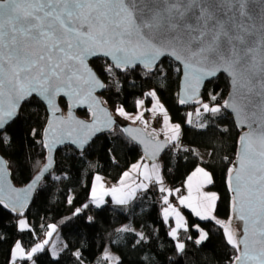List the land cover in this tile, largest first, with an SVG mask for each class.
Masks as SVG:
<instances>
[{
    "label": "snow or ice",
    "instance_id": "snow-or-ice-1",
    "mask_svg": "<svg viewBox=\"0 0 264 264\" xmlns=\"http://www.w3.org/2000/svg\"><path fill=\"white\" fill-rule=\"evenodd\" d=\"M93 56L103 57V64L97 68L88 66L86 61ZM163 57H170L183 68H165ZM137 65L148 73L149 78L161 80H166L171 71H183L189 95L182 97L179 103L192 100L199 105L195 111L201 117L196 125L200 129L215 126L219 131L227 132V127L219 128V124L229 113L239 121L238 126L247 125L250 129L239 137L236 159L225 157L230 165L226 184L231 193L227 221L216 215L217 193L201 192L205 184L213 182L212 174L204 166L198 164L188 176L189 195L176 198L199 220L214 222L220 227L226 245L235 250V255L227 257L228 264H248L249 261L264 264V0H0V147L11 142L8 128L24 104L43 106L50 117L43 134L32 130L33 136L41 137L37 143L47 150L48 162L24 189L5 187L0 181V206L17 214L18 230L33 231L25 212L31 193L51 168L53 147L69 139L83 150L96 133L113 131L117 121L112 112L103 107L109 101L95 93L110 88L118 93L119 74L135 73ZM219 73L228 77L226 97L219 91L201 95L204 81L216 78ZM146 95L156 98L158 107L163 110L156 89ZM58 97L69 98L70 114L74 104H87L90 122L76 121L78 129L62 126L66 122L57 115L61 112ZM143 103V100L136 101L137 106ZM113 111L120 117L130 118L131 115L122 104H113ZM188 115L191 117L192 114ZM142 116V113L138 114L133 122L141 120ZM257 118L262 124L259 130L252 129L249 122H255ZM144 123L147 125V121ZM186 123L192 124L191 119ZM164 124H169L166 111ZM171 130L173 134L166 135L163 145L159 146L161 150L171 147L192 151L180 143L181 125L172 124ZM123 131L131 135L134 130L124 128ZM49 135L50 140L47 139ZM255 139L261 146L258 152L254 148ZM143 167L144 180L154 183L164 194L162 201L167 205L164 221L169 219V210L175 214V226L168 232L175 252L184 254L187 241L196 247L204 244L209 239V233L205 231L207 225L195 224L192 228L197 236L181 238V230L184 233L189 230L188 223L169 203V197L179 193L180 189L164 187L161 174L153 177L147 171L149 165L145 163ZM132 168L139 169L140 164H134ZM5 169L6 161L0 158V174H4ZM151 169L155 172L157 165L153 163ZM197 175L202 178V183L197 185L200 195L193 204L191 182ZM123 176L128 177L129 172H124ZM55 178L60 179L59 176ZM100 179L96 177V180ZM148 187L149 184L143 182L137 185L143 190ZM108 191L119 205L127 204L136 195V189L121 197L116 196V187ZM90 198L97 206L104 203L97 197L95 187ZM68 202H72L71 198ZM83 207L87 208L88 204ZM80 211L77 208L74 214ZM234 219L243 222L242 236L238 237L232 230ZM47 227L50 230L46 232V238L30 249H25L17 240L9 251L8 264H17V260L35 264L33 257L45 250L56 229L55 224ZM118 231L135 230L126 225ZM135 234V245L146 243L148 237L143 232ZM256 244L260 246L258 252L254 251ZM72 255L77 264H83L79 250L73 251ZM52 256L59 258L56 251ZM104 258L113 259L108 252ZM115 259L119 262V257Z\"/></svg>",
    "mask_w": 264,
    "mask_h": 264
},
{
    "label": "trees",
    "instance_id": "trees-1",
    "mask_svg": "<svg viewBox=\"0 0 264 264\" xmlns=\"http://www.w3.org/2000/svg\"><path fill=\"white\" fill-rule=\"evenodd\" d=\"M164 67L180 68L171 61L164 60ZM104 60L92 61V66L103 64ZM182 72L171 71L166 80L149 78L141 67L135 73H120L119 89H106L103 96L113 109V104L123 105L129 113L137 112V100H146L151 105L153 98L146 95L152 89L169 111L173 122L181 125V141L192 151L174 155L168 150L162 158L164 177L172 185L184 184L188 176L199 164L212 174L211 190L219 194L216 215L227 221L230 215L231 195L226 184L228 157L234 160L240 132L230 114L219 124V128L227 127L221 132L215 126L200 129L198 123L188 124L189 111L196 108H182L179 105V88ZM221 92L226 97L228 79L219 76L206 85V92ZM203 94V95H204ZM109 97L111 99H109ZM206 98V97H205ZM64 110L67 104L62 101ZM115 114V112H114ZM80 115L89 117L87 112ZM48 121L45 107L36 104H24L19 117L8 128L11 142L0 147V153L7 159L16 185L28 184L46 161L45 149L37 141L40 136H33L36 129L43 134ZM113 149V151H109ZM143 158L141 149L130 142L121 128L96 139L85 152L73 148H65L58 152L56 167L40 185L34 201L25 217L33 231H20L17 228L18 216L0 206V264H8L9 251L19 240L25 249H30L49 231L48 225L55 224L60 236L67 245L59 254L45 248L37 253L35 264H77L72 252H81L83 264H95L110 246L119 257L117 264H228L227 257L235 255V250L226 245L224 235L219 226L195 218L187 212L189 230H181V238L197 236L192 228L195 224L205 227L209 239L199 247L187 241L184 254H177L174 242L168 235L171 223L165 222L163 212L165 204L159 200L157 186L150 187L140 194L129 206H118L112 202L97 208L90 198L94 179L100 175L118 183L123 173ZM203 158V163H201ZM59 176L57 180L55 177ZM71 198V203L68 199ZM88 204L87 208L83 205ZM81 211L74 214L76 209ZM92 217L91 220L88 218ZM24 218V217H19ZM127 223L135 231L120 232ZM136 232H143L148 237L146 243L135 245ZM135 245V246H134ZM18 264H31L30 261H19ZM33 264V262H32Z\"/></svg>",
    "mask_w": 264,
    "mask_h": 264
},
{
    "label": "water",
    "instance_id": "water-1",
    "mask_svg": "<svg viewBox=\"0 0 264 264\" xmlns=\"http://www.w3.org/2000/svg\"><path fill=\"white\" fill-rule=\"evenodd\" d=\"M100 59L104 60L103 57H99V56L89 57L87 59L86 63L88 64V66L94 68L92 66V64H91L92 61L100 60ZM162 60H171V61L177 63L180 66L181 69L183 68V66L179 62L171 59L170 57H163ZM137 67H141V66L137 65ZM181 72H182V75H181L180 88H179V100L182 97L189 95V92L187 91L186 83L184 81L183 71H181ZM219 76H225L228 79L227 75L224 74V73H219L218 76L216 78H214V79H210V80L206 79L204 81V87L200 89L201 95L204 94V90L206 88V85L209 82L216 80ZM105 91H106V89L105 90H99L98 92L95 93V95L99 96L102 100H106L105 97L103 96V93ZM83 94L84 93H82V95ZM6 100H7V97H5V101ZM62 101L65 102L68 105L70 103V100H69L68 97H58V99H57V102L59 103L60 108H61V112L57 113V115L58 116H62L64 121L66 122L62 126L78 129L79 125L76 123V121L84 120L86 122H90V114H89V109H88V105L87 104H84V105L74 104L72 109H71V114H70L68 107H67L66 111L64 110V107L62 105ZM179 105L182 108H196V107L199 106L198 104H196L192 100H189V102L186 103V104H180L179 103ZM93 107L95 108V107H99V106H93ZM103 107H107L109 109V111L112 112L113 117L117 121L116 125L114 126V129L117 128V127L121 128L124 136L130 142H132L133 144H135L136 146H138L141 149L143 160L145 162L153 164V163L160 162L162 160V158L164 157V155L166 154V152L170 148V147H163L162 150H161V148L159 147L160 145H163L166 136H161L160 134H158L156 132H153V131H150V130L146 129L143 126L132 125V124H130L128 122L123 121L121 118H119L117 115L114 114V111H113L112 107L110 105H108V104L107 105H103ZM81 112H87L89 114V117H84V116L80 115ZM19 114H20V112H19ZM19 114L16 117V119L19 117ZM230 115L232 116V118H233V120L235 122V125H236L237 129L240 132V136L243 135L245 132H249L250 131V129L247 127V125L238 126L239 121L234 117L233 114H230ZM49 118L50 117H49V113H48V119ZM249 122L252 123V129L259 130L262 127V124H261V121L259 120V118H257V120L255 122H252V121H249ZM46 127H47V125H46ZM124 128L133 129L134 131H132L131 135H129L128 133L123 131ZM110 132L109 131H105V132H102V133L101 132L96 133L94 136H92V138L89 141V143L87 145H85L83 150H80L76 145L72 144L69 139H66L63 143L56 144L53 147V150L51 152V161H52L51 168L48 170L47 173H45V177L47 178L50 174H52L54 172L55 167H56V157H57V154H58L59 151H61L62 149H65V148H73L74 150H76L78 152H85V151L88 150V148L92 145V143L96 139H98V138H100V137H102V136H104V135H106V134H108ZM256 135L257 136L259 135L258 131H257ZM132 137H135V139H132ZM73 138H75V137H73ZM47 139L50 140L51 136L49 135L47 137ZM141 141H143V143ZM239 148H240V143L238 141L236 156H237V153L239 151ZM254 148H255V150L257 152L261 150V146L259 144V140L258 139L254 140ZM146 151H147V155H146ZM45 152H46V161L41 166L40 170L48 162L47 158H48L49 154H48L46 149H45ZM154 152L156 153V155L152 156V153H154ZM236 156H235V159H236ZM149 157H151V158H149ZM0 158H3V160L6 161L5 173L4 174H0V181L3 182L5 187L10 185L12 188H15V189H24L32 182V180L35 178V176L37 174H39V172H40V170H39L28 184H26L24 186H18V185L15 184V182L13 180V173H12V170H11V168L9 166V163H8L7 159L1 153H0ZM46 178H42L41 181L37 184L36 188L31 193L28 209L32 205L40 185L42 184V182ZM9 195L14 196L15 194L14 193H9ZM230 195H231V193H230ZM28 209L26 210V212L28 211ZM26 212H25V214H26ZM231 227H232V230L237 234L238 237L243 235V222L242 221L234 219L233 222H232ZM253 247H254V251L255 252L259 251V247H260L259 244H256ZM248 264H255V262L254 261H249Z\"/></svg>",
    "mask_w": 264,
    "mask_h": 264
},
{
    "label": "crops",
    "instance_id": "crops-1",
    "mask_svg": "<svg viewBox=\"0 0 264 264\" xmlns=\"http://www.w3.org/2000/svg\"><path fill=\"white\" fill-rule=\"evenodd\" d=\"M128 122V121H126ZM182 132V131H181ZM161 136H166V135H161ZM180 139H181V135H180ZM141 160H139L137 163L135 164H140V168L139 169H133L132 167L127 171L129 172V176L128 177H122V179L118 182V183H115L113 181H111L110 179L106 178V177H103V176H100L98 175L99 177H101V179L98 181L96 180V177L94 179V184H93V187H95L96 189V194H97V197L98 198H102L104 203L100 204L99 206H97L95 203H93V205L97 208H100L104 205H106L109 201L112 202L113 204L115 205H118V206H129L136 197H138L140 194L146 192L150 187H151V184L149 181L147 180H144L143 176L141 175L145 169L143 167V163H140ZM163 163L161 161L160 164H157V170H158V173L161 174L163 176V180H164V187L167 188V185L165 183V177H164V172H163ZM148 169H151V165H149V168ZM147 169V171H148ZM195 171V170H194ZM193 171V172H194ZM157 173H154L153 174V177H155ZM192 174V173H191ZM190 174V175H191ZM122 181V182H121ZM146 183V184H149V187L147 190H143V189H138L137 188V185L139 183ZM192 189H191V202L193 204L196 203L197 201V198L199 197V193L197 192L196 188H197V185L199 183H202V178L197 175L196 177L193 178L192 180ZM212 184V183H211ZM211 184H205L204 187L201 189V192H215L217 193L216 191L214 190H211L210 189V186ZM184 186H185V189H186V192L187 194L185 195H182V196H188L189 195V189H188V181L186 179V181L184 182ZM113 187H116L118 189L117 193H116V196L117 197H121V196H125L127 195L128 193H130L133 189H136V195L134 198L130 199L129 202L125 205H119L117 203L114 202L113 200V194L108 191L110 189H112ZM107 192V194H105ZM217 195L219 196V194L217 193ZM175 197H171V199L169 200V203L172 204L174 206V202L176 200V198L174 199ZM219 200V199H218ZM218 200L216 201V206H217V203H218ZM177 202L179 203L178 199H177ZM180 204V203H179ZM181 205V204H180ZM167 207V205L165 206V208ZM175 207V206H174ZM182 209L181 210H178L182 216L184 217V219L187 221L188 223V226H189V222H188V215H187V212H190L195 218L199 219L198 217L195 216L194 213H192L191 209L186 207V206H183L181 205ZM164 208V209H165ZM170 212V215H169V219L167 222L171 223L172 226H175V221H176V217H175V214L171 212V210H169ZM186 216H185V215ZM218 217V216H217ZM190 227V226H189ZM56 231V230H55ZM55 231L52 232V235L55 233ZM45 248H48L51 252L53 250V246L51 247H48V245L45 246Z\"/></svg>",
    "mask_w": 264,
    "mask_h": 264
},
{
    "label": "rangeland",
    "instance_id": "rangeland-1",
    "mask_svg": "<svg viewBox=\"0 0 264 264\" xmlns=\"http://www.w3.org/2000/svg\"><path fill=\"white\" fill-rule=\"evenodd\" d=\"M157 98H158V101H159V104L163 105V110H161L158 105H157V99L156 98H153V102L151 105H148L146 100L144 99V103L143 105H140V106H137L138 109H137V112L136 113H130V118H125V117H120L118 116L119 118H121L123 121H128V123L132 124V125H139V126H143L145 127L146 129L150 130V131H153L155 130L156 133L160 134V135H172V130H171V125L172 124H177L175 122H173V120L171 119V116L169 114V111L168 109L166 108V106L164 105V103L161 101V99L158 97L157 95ZM199 107V106H198ZM196 107V108H198ZM146 109H152V111H146ZM196 109L194 110H190L189 113H191V117H189V119H191L192 123L196 124V122L199 120L200 117H198L196 115ZM167 113V116L169 118V124L168 125H165L164 124V113ZM129 113V112H128ZM142 113L143 116L141 118V120H138V121H135L133 122V119L138 115ZM116 115V114H115ZM161 116L163 117V121L161 124L159 125H156L155 124V117L156 116ZM144 121H147V125H145ZM181 131H182V128H181ZM181 135V134H180ZM140 163H147L143 160V158L141 159ZM160 162H157L155 163L156 165L157 164H160ZM148 165H152V163H147ZM148 171L150 172V174H154V173H158V170L156 169L155 172L152 171V169H148ZM175 199V198H174ZM175 203H178L177 202V198L174 202V205ZM185 215V214H184ZM186 216V215H185ZM129 228H131V224L127 223L126 224ZM124 225V226H126ZM123 226V227H124ZM122 227V228H123ZM44 238H46V236H43L41 238L40 241H42ZM22 244V243H21ZM53 246V251H56L58 254L61 253V251L65 248V242L63 241V239L61 238L60 236V232L58 230L55 231V233L51 236V238H49V244H48V247H51ZM48 249V248H47ZM105 252H108L112 257L113 259L111 260H105L104 258V254ZM104 254L102 255V257L100 259L97 260V262L95 264H117L118 262L116 261L115 257H119V255L112 250V248L110 246H108L105 250ZM20 260H17V264ZM119 261H120V257H119ZM30 263L32 264V261H30Z\"/></svg>",
    "mask_w": 264,
    "mask_h": 264
},
{
    "label": "built area",
    "instance_id": "built-area-1",
    "mask_svg": "<svg viewBox=\"0 0 264 264\" xmlns=\"http://www.w3.org/2000/svg\"><path fill=\"white\" fill-rule=\"evenodd\" d=\"M155 124L156 125H159V124H161L162 123V121H163V117H161V116H156L155 117ZM180 143H181V145L183 146V147H186V146H184L183 145V143H182V141H181V139H180ZM186 148H189V149H191L190 147H186ZM168 150H171V152L174 154V155H180L182 152H185V151H182V150H177V149H174V148H169ZM165 183H166V185H167V188H171V189H176V188H179L180 189V192L179 193H175V194H173L172 196H170L169 197V200L171 199V197H177V196H182V195H185V194H187V192H186V189H185V186H184V184H179L178 186H174V185H172L169 181H167L166 179H165ZM155 184L154 183H152L151 184V187L152 186H154ZM164 194H162V193H159L158 194V198H159V200H161L162 201V196H163ZM163 202V201H162ZM175 208L176 209H178V210H181L182 209V207H181V205L179 204V203H175Z\"/></svg>",
    "mask_w": 264,
    "mask_h": 264
}]
</instances>
